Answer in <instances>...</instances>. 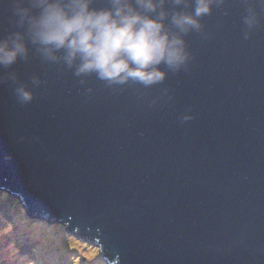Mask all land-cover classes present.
I'll return each mask as SVG.
<instances>
[{
  "label": "water",
  "instance_id": "obj_1",
  "mask_svg": "<svg viewBox=\"0 0 264 264\" xmlns=\"http://www.w3.org/2000/svg\"><path fill=\"white\" fill-rule=\"evenodd\" d=\"M17 3L0 0V40L28 47L0 65V188L107 264H264V0H211L187 31L172 18L196 0H162L187 59L148 85L49 59Z\"/></svg>",
  "mask_w": 264,
  "mask_h": 264
},
{
  "label": "clouds",
  "instance_id": "obj_2",
  "mask_svg": "<svg viewBox=\"0 0 264 264\" xmlns=\"http://www.w3.org/2000/svg\"><path fill=\"white\" fill-rule=\"evenodd\" d=\"M161 3L112 0L111 8L96 9L92 0H34L39 11L33 13L18 0L17 10L28 21L32 42L49 59H57L56 53L63 51L69 65L79 62L78 75L96 73L110 82L131 79L148 85L166 77L161 64L177 67L187 59L184 40L167 30V13L150 15ZM210 4L211 0H196L193 14H177L172 22L181 31L199 28L196 18L207 14ZM27 54L23 33L0 40V65L14 64ZM19 91L24 101L32 99L31 92Z\"/></svg>",
  "mask_w": 264,
  "mask_h": 264
},
{
  "label": "rangeland",
  "instance_id": "obj_3",
  "mask_svg": "<svg viewBox=\"0 0 264 264\" xmlns=\"http://www.w3.org/2000/svg\"><path fill=\"white\" fill-rule=\"evenodd\" d=\"M0 191L24 208L17 194ZM21 219L19 225L0 212V264H107L98 246L71 234L62 222L30 217L23 209Z\"/></svg>",
  "mask_w": 264,
  "mask_h": 264
},
{
  "label": "trees",
  "instance_id": "obj_4",
  "mask_svg": "<svg viewBox=\"0 0 264 264\" xmlns=\"http://www.w3.org/2000/svg\"><path fill=\"white\" fill-rule=\"evenodd\" d=\"M5 195V196H4ZM0 191V202L2 204V208H0V212L3 214L12 216L14 218V221L17 223L19 222V225L23 222L21 219V209L25 212L24 208H19L17 204H15L11 199L12 196L8 194H4ZM19 205V204H18ZM32 227V226H31ZM21 243V241H20Z\"/></svg>",
  "mask_w": 264,
  "mask_h": 264
}]
</instances>
